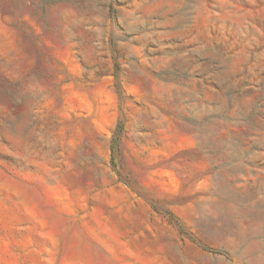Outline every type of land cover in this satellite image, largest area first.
Segmentation results:
<instances>
[{"label": "rangeland", "instance_id": "obj_1", "mask_svg": "<svg viewBox=\"0 0 264 264\" xmlns=\"http://www.w3.org/2000/svg\"><path fill=\"white\" fill-rule=\"evenodd\" d=\"M0 264H264V0H0Z\"/></svg>", "mask_w": 264, "mask_h": 264}]
</instances>
